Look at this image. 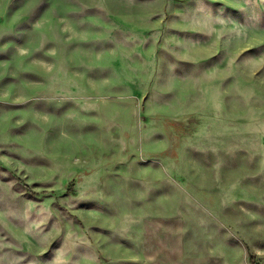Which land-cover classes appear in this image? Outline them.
Returning <instances> with one entry per match:
<instances>
[{"label":"clouds","instance_id":"1","mask_svg":"<svg viewBox=\"0 0 264 264\" xmlns=\"http://www.w3.org/2000/svg\"><path fill=\"white\" fill-rule=\"evenodd\" d=\"M197 3L218 27L199 38L184 35L182 40H170L171 46L161 53L162 71L156 79L154 55L136 63L133 71L145 99L133 96L130 89H117L116 94L110 89L103 92L104 83L73 92L66 81L51 77L56 86L42 89L38 102L45 111L59 117L54 121L58 127L45 144L51 125L42 124L38 129L30 126L28 139L21 141L26 145L21 154L46 159L47 169L28 168L26 175L52 182L54 187L45 189V193L57 195L41 203L0 195V264H56L58 255L64 258V264H104L100 257L112 259L110 253L120 241L134 249L141 264H237L243 253L225 247L230 240L252 251H257L258 243L264 245V200L256 208L258 217L232 212L239 218L230 220L226 214L232 210L225 208L226 195L233 200L241 198L245 177L260 174L259 182L264 186V105L248 125L240 126L232 122L228 112L192 102L208 90L219 93L221 86L227 90L223 95L232 92L236 87L233 80L213 85L211 77L223 71L227 63L234 80L241 79L255 56L264 57V49L255 55L239 56L236 63L238 51L234 54V50L242 44L238 35L244 29L230 26L233 20L222 11H213L209 0ZM249 3L256 9L245 24L251 28L264 23V8H259L256 0ZM212 34L216 36L213 47L222 36L225 50L211 63H199V57L193 58L191 53ZM189 59L191 63L180 62ZM177 80L195 93L186 103L185 97L177 98L175 94L174 89L181 87ZM114 81L124 82L119 76ZM169 91L173 95H167ZM116 104L119 107H114ZM177 112L183 116L174 115ZM89 114L96 117L98 125L91 129L94 135L73 139L69 134L79 133L83 123L91 122ZM189 114L195 117L191 125L187 123ZM177 118L185 120L183 133L171 123ZM33 139L38 143L30 152ZM7 140L5 136L3 143ZM68 141L75 150L70 157L60 158L58 148ZM91 143L103 145L107 155L93 156ZM15 167L25 168L21 164ZM257 168L259 173L248 171ZM70 181L73 183L68 197L58 199ZM0 189L10 190L11 184L0 185ZM54 201L57 207H53ZM84 202L97 211H74ZM169 215L176 218L155 219ZM253 219L259 221V227L246 226ZM92 225L110 229L112 243L90 232ZM53 241L58 242L57 247L41 259ZM74 242L90 247L73 252ZM257 255L264 257V251Z\"/></svg>","mask_w":264,"mask_h":264},{"label":"rangeland","instance_id":"2","mask_svg":"<svg viewBox=\"0 0 264 264\" xmlns=\"http://www.w3.org/2000/svg\"><path fill=\"white\" fill-rule=\"evenodd\" d=\"M256 5L264 8L261 0H256ZM209 6L213 11H222L225 17H230L234 22L230 26L244 29L238 35L242 44L234 50V54L238 51L236 63L239 62V56L255 55L264 49V23L251 28L245 25L253 10H256L249 0H209ZM216 27L218 24L210 22L202 13L197 0H0V173H4L0 175V185L11 184L10 190L0 189V195L9 199L16 195L33 203H41L57 195L55 192L45 193V189L54 187L52 182L32 179L26 175L28 168L47 169L46 159L21 154V150L26 147L21 141L28 139L31 129H38L42 124L51 125L44 137V143L47 144L48 136L58 127L54 121L59 117L45 111L38 102L42 89L49 85L56 86L51 77L58 76L66 81V86L73 92L78 88L88 91L94 85L104 83L103 92L110 89L116 94L117 89L124 88L130 89L133 96L145 99L138 75L133 71L134 65L154 55L156 72L153 79H156L162 71L161 53L171 46L168 43L170 40H182L184 35L199 38ZM219 40L220 43L213 47L216 36L212 34L210 39L203 41L191 53L192 57H199V63H211L225 50L223 37ZM180 62L191 63L192 60ZM98 73L103 75L98 77ZM115 76L124 82H115ZM228 80H233L236 85L232 92L223 95L227 90L221 86L219 93L208 90L202 98L198 96L192 102L197 104L199 101L226 111L234 124L246 126L264 105L261 99L264 97V57L255 56L247 67L246 75L239 80H234L229 74L227 63L223 71L211 77L213 85H222V82ZM176 83L181 86L180 89H174L177 98L185 97V103L192 99L195 94L193 90L185 86L183 81L177 80ZM167 95H173V91ZM112 99L109 98V103ZM114 107H119V104ZM174 115L183 116V113L177 112ZM194 118L192 114L187 116L188 125H191ZM95 119V116L89 114L91 122L83 123L79 133L69 135L73 139L77 135L93 136L91 129L98 127ZM147 119L144 118L145 123ZM171 123L178 132L185 131L183 118L172 120ZM5 136L8 137L7 144L3 143ZM30 142L33 147L28 151H35L38 141L33 139ZM90 147L93 156L107 155L101 144L91 143ZM74 150L71 141L65 142L59 146L58 156L68 158ZM87 151L88 147H85V153ZM16 164L24 165V170L15 167ZM248 171L259 173L258 168ZM259 175L245 177L241 181L244 188V192L240 193L241 198L233 200L230 195H226L225 208L232 210L226 214L227 219L239 218L232 215V212L241 215L247 212L257 217L260 215L256 208L259 201L264 200V186L259 182ZM72 183L70 181L65 185L58 199L68 197ZM53 207H57L55 201ZM74 211L92 213L97 209L84 202ZM175 218L169 215L155 219ZM79 224L82 226L83 222L79 221ZM246 226L259 227L260 224L253 219ZM89 231L112 243L108 236L110 229L92 225ZM57 243L53 241L48 250L42 253L41 259L49 257ZM86 247H90V244L74 242L71 250L75 252ZM225 247L243 253L237 264H260L264 260V257L257 255L258 251H264V245L259 243L256 245L257 251L242 248L236 240H230ZM110 255L112 259L108 256L100 257L104 264H141L134 249L124 241L117 242ZM56 264H64V258L58 255Z\"/></svg>","mask_w":264,"mask_h":264}]
</instances>
